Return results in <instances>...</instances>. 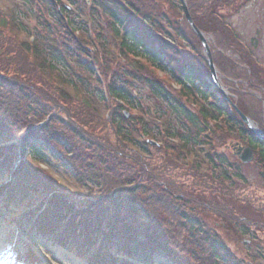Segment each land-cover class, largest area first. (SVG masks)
I'll return each instance as SVG.
<instances>
[{"label": "rangeland", "instance_id": "rangeland-1", "mask_svg": "<svg viewBox=\"0 0 264 264\" xmlns=\"http://www.w3.org/2000/svg\"><path fill=\"white\" fill-rule=\"evenodd\" d=\"M58 1L62 5L60 8L65 11V17L72 22V37L78 44V47H74L76 53H72L70 49L69 55L63 51L65 48L58 52L56 50L61 47L55 43V49L51 46L50 37L45 34L47 30L50 31V27L41 0H0V76H6L5 73L8 77V82L0 89V118L9 114L6 112L10 111L12 100L17 95L15 87L22 86L24 80L29 82L33 88L31 92L42 100L41 107L32 113L27 112L26 115L17 117H26L24 127L29 129L46 126L51 133L60 137L63 146L60 142L59 147L39 143L38 145L43 147L38 156L25 159L20 152V161L24 167L32 170L36 176V184L46 188L49 183L53 184L56 193L66 194L68 201L85 204L76 207V211L83 212L91 202H97L98 195L107 193L117 185L116 177H113L115 182L112 179L104 180L106 177L102 176H99V182H90L87 177L89 170L84 167V162L91 167L90 160L94 161L96 155L97 163L108 159L104 151H96L101 146H105L107 151L110 147L119 150L110 126L112 110L125 112L127 118L137 116L139 121L141 118L138 115L142 116L144 120L140 122L149 123L144 125L146 135L142 137L134 132L131 145L141 149L145 142L150 145L155 143L160 148L164 147L161 154L166 159L170 156L165 152L169 142L162 139L152 121L158 122L168 118L163 114L165 107L155 102L143 83L133 78L129 66L122 60L123 56L119 55L101 10L82 9L84 0L76 1L75 6H71L72 0ZM153 1L171 22L172 40L177 38L176 29L180 26L186 33H190L179 0ZM200 1L202 0H185L191 19L202 14H197L198 8H204ZM220 16L225 26L223 29L227 32L203 33L218 73V83L254 126L264 133V0L237 1L233 8L221 12ZM49 18L52 22L55 21L52 17ZM4 22L7 23L4 25ZM229 34L234 39L228 38ZM228 39H232L233 43ZM31 42H36L40 53V60L34 58L35 62L23 50L25 44ZM179 44L185 53L195 56L186 48L185 42ZM192 44L200 49L199 53L205 58L204 50L199 46L201 44ZM222 58L227 61H221ZM198 62L200 66L204 65L203 60ZM33 65L39 72L31 74L29 79L13 77L5 72L8 68H16L28 73ZM87 66L92 72L91 81L87 78ZM124 76L129 78L124 79ZM256 80L260 81L261 91L252 87L253 84L257 85ZM34 81H37V86L33 85ZM113 84L119 89L128 90V106L123 104L122 107L119 101H115L114 95H105L103 89ZM214 134L218 137L215 143L217 149L214 151L222 154L233 166L232 169H226L229 180L220 177V170L211 172L212 167L206 154L193 150L191 154L180 156L178 160L174 158L178 168L176 176L180 178L176 177L173 181L179 183L178 181L182 180L181 183L185 186H192L191 176L202 177L203 181L196 178V195L191 196L183 206L185 202L179 203L180 197L169 183L161 188L166 189L169 195L178 196L172 205L180 207L194 218L202 219L205 230L218 236L225 243L230 255L238 262L264 264V179L260 175L264 172V156L255 148L254 162L242 164L235 154L239 148H248L245 137L240 139L235 131H227V128ZM20 139L0 135V148L19 152ZM62 148H65L66 154L61 151ZM10 161L11 166L6 173L0 170V264H22L18 260H38L40 264H86L78 258L66 255L58 247H51L27 231L30 227L29 220L22 221L17 214L22 204H26L28 198L37 194L23 182L12 189L11 186L16 185L17 176L14 173L19 163L13 156H10ZM112 164L114 165L113 161ZM117 168H121V163L115 169L118 170ZM121 179H127L123 185L132 186L135 182L134 179L128 180L126 177ZM144 187L137 192L138 197L142 196L145 190L152 189L149 184ZM6 190L14 195L15 201L9 202ZM46 191L44 190L45 193ZM159 214L160 220L165 221L162 228L170 232V239L175 240V246L180 248L186 257L191 256L185 236L178 232L176 218L170 217L162 210ZM21 230L27 232L24 235H28L23 236ZM31 253L33 255L29 256ZM152 264L171 263L165 257L155 256Z\"/></svg>", "mask_w": 264, "mask_h": 264}, {"label": "trees", "instance_id": "trees-1", "mask_svg": "<svg viewBox=\"0 0 264 264\" xmlns=\"http://www.w3.org/2000/svg\"><path fill=\"white\" fill-rule=\"evenodd\" d=\"M72 1L71 6H75L76 1L79 0ZM145 1L84 0L82 4L85 7L83 6L82 9L101 10L119 55L123 56L122 60L129 66L133 78L143 83L151 98L165 107L163 114L167 115L168 120L164 118L163 121L153 120L152 122L162 139L169 142L165 150L170 154L168 159L161 154L164 147L160 148L155 143L150 145L145 142L141 149L131 145L134 132L142 137L146 135L144 125L149 123L140 122L143 119L142 116L138 115L141 118L139 121L137 116L127 118L125 112H120L118 109L112 110L110 126L119 150L110 147L107 151L105 146H101L96 151H104L108 159L97 163L98 155L94 153L96 159L90 160L91 167H88V163L85 162L84 167L89 170L87 177L90 182H99V176L106 177L104 180L112 179L113 181V177H116L117 183L114 182L117 185L107 193L98 195L97 202L95 204L91 202V205L85 207L83 212L76 211V207L85 204L68 201L66 194L56 193L57 190L53 184L49 183L47 188L39 186L35 183L36 176L32 170L24 167L20 161L18 155L20 152L25 159L38 156L43 147H40L39 143L54 144L59 147L60 142L63 146L60 137L51 133L46 126L35 130L29 129L24 127L27 122L26 117H17L38 110L42 102L31 92L33 88L29 82L24 80L22 86L15 87L17 95L12 100L10 111L6 112L9 114L0 118L1 136L21 138L19 152L0 148V170L6 173L11 166L10 156L15 157L19 167L15 169L16 185L11 186L12 189L23 182L37 194L35 197L28 198L24 207L22 204L20 216L24 219L26 217L27 220H36L32 221L36 237L52 247L72 252L86 264H135L131 261L152 264L155 256L165 257L171 264H241L230 255L225 243L218 236L205 230L206 226L202 219L194 218L180 207L176 208L172 205L173 200L179 196L181 201L179 203L183 201L185 206L186 201L196 195L198 185L196 178L200 181L204 180L202 177L191 176L192 186H185L181 183L182 180H179V183L174 182L178 172L175 159L189 155L193 150L205 153L212 167L211 172L220 170V177L229 180L226 169H232L233 166L222 154L214 151L217 149L215 143L218 138L214 132H222L224 128H227V131H235L240 139L245 137L251 149L255 146L264 149V145L248 132L236 113L228 108L226 101L212 87L208 65L199 53L200 49L192 44V42L201 43L187 22V29L191 34L186 33L180 26L176 29L177 38L172 40L170 32L173 28L170 26V20L160 12L161 10L153 0ZM237 1L240 0L200 1L204 8H198L197 14L201 12L202 14L192 18L195 26L204 34L227 32L223 29L225 26L220 15L221 12L233 8ZM41 5L48 18L46 20L50 31L47 30L45 34L50 37L51 46L55 49V43L61 47L60 50H56L58 52L65 48L63 51L68 55L70 49L72 53H76L74 47H78V44L72 37L74 34L72 22L65 17L64 9L60 8L61 2L41 0ZM49 17L55 21L52 22ZM6 23L4 22V25ZM228 38L234 39L231 34ZM232 39L228 41L233 43ZM181 42H185L186 48L195 56L185 53L179 44ZM199 46L201 48V45ZM23 50L33 58V61L34 58L40 60L36 42L25 44ZM200 59L204 61L203 66H200L198 62ZM221 61L226 62L227 59L222 58ZM44 62L43 59L42 63ZM87 69L89 70L87 78L91 81L92 72L88 66ZM38 70L33 65L28 73L16 68H8L5 72L13 77L29 79L30 75L39 72ZM4 75L6 76H0V89H3L8 82L7 74L4 73ZM128 78L124 76V79ZM256 84L252 87L261 91L260 81L256 80ZM33 85L37 86V81H34ZM103 91L106 96L114 95L115 101H119L122 107L123 104L128 106L127 98H130L128 90L119 89L113 84L107 85ZM138 101L141 103L139 99ZM263 149L262 156H264ZM61 151L66 154L65 148ZM119 163L121 168L116 170ZM238 165L239 163L236 166ZM121 177H126L128 180L134 179L133 187L123 185L127 179L122 181ZM167 183L174 188L173 191L178 193V196L169 195L166 189L161 188ZM147 184L152 189L145 190L142 196L138 197L137 192L144 189ZM44 190H47L46 193ZM13 196L6 190V198L9 201H15ZM161 210L170 217L176 218L178 232H182L185 236L191 249V256L186 257L183 251L175 246V240L170 239V232L162 228L165 221L160 220Z\"/></svg>", "mask_w": 264, "mask_h": 264}, {"label": "water", "instance_id": "water-1", "mask_svg": "<svg viewBox=\"0 0 264 264\" xmlns=\"http://www.w3.org/2000/svg\"><path fill=\"white\" fill-rule=\"evenodd\" d=\"M180 1V4H181V7H182V11L184 13V17L187 21V23L189 24L190 28L193 30V32L195 33V35L198 37V39L200 40L201 44H202V47H203V50H204V54H205V57H206V61H207V64H208V67H209V71H210V75H211V79H212V82L214 84V86L216 87V89L221 93V95L228 101L230 102L226 92L222 89V87L219 85L218 83V73L214 67V64L212 62V57H211V53H210V49L208 47V44H207V40L205 38V36L203 35L202 32H200L198 30V28L194 25L189 13H188V9H187V6H186V3H185V0H179ZM233 110H235L238 114V116L240 117L241 121L243 122V124L246 125V127L248 128V130L250 131V133L255 136L257 139L261 140L264 142V134L262 132H260L253 124V122L247 118L246 116H244L238 109L237 107L232 104L230 102ZM237 152L238 153H242L240 156H239V160L242 164H249L252 159H253V156H252V152L249 148H246V149H237ZM262 176L264 177V173H262Z\"/></svg>", "mask_w": 264, "mask_h": 264}, {"label": "flooded vegetation", "instance_id": "flooded-vegetation-1", "mask_svg": "<svg viewBox=\"0 0 264 264\" xmlns=\"http://www.w3.org/2000/svg\"><path fill=\"white\" fill-rule=\"evenodd\" d=\"M261 149H263V147L261 148ZM264 150V149H263ZM238 154V153H237ZM240 154V153H239ZM235 156H236V154H235ZM237 157V159H239V156H236Z\"/></svg>", "mask_w": 264, "mask_h": 264}]
</instances>
